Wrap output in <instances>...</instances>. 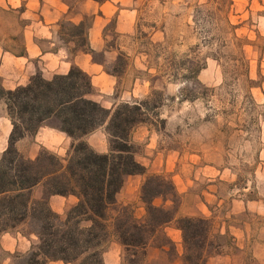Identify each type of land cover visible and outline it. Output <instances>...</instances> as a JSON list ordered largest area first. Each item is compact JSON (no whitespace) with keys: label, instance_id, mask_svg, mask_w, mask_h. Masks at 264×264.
<instances>
[{"label":"rangeland","instance_id":"rangeland-1","mask_svg":"<svg viewBox=\"0 0 264 264\" xmlns=\"http://www.w3.org/2000/svg\"><path fill=\"white\" fill-rule=\"evenodd\" d=\"M128 8L136 11L133 31L121 34L113 21L104 37L121 58L114 66L120 72L116 95L123 99L118 105L162 103L154 125H140L132 135L149 166L143 183L163 176L176 188V199L154 205L174 210L177 219L211 222L216 251L208 264H264V0H135ZM10 15L0 9L2 36L13 24L22 28ZM66 32L59 28L61 36ZM4 42L16 53L23 49L20 38ZM136 79L134 99L129 94ZM45 124L56 128L54 121ZM127 200L141 220L145 209L133 187L116 210ZM243 225L250 239L238 240L231 233L238 236ZM17 255L0 250V264H12Z\"/></svg>","mask_w":264,"mask_h":264},{"label":"trees","instance_id":"trees-1","mask_svg":"<svg viewBox=\"0 0 264 264\" xmlns=\"http://www.w3.org/2000/svg\"><path fill=\"white\" fill-rule=\"evenodd\" d=\"M103 4L109 0H91ZM220 6V2H214ZM61 41L95 56L88 42L86 24L62 22ZM121 58L117 59L119 66ZM115 67L112 75L118 77ZM193 92V91H191ZM93 93L91 78L77 67L51 81L35 75L25 87L7 91L0 86V101L6 106L12 130L0 160V234L26 226L37 237L27 255L13 257L12 264H105L104 248L114 236L123 246V264H145L147 251L154 247L178 259L174 242L166 228L175 224L182 233V264H208L216 251L212 224L201 218L177 219V213L154 205L157 199L177 198L175 185L163 176H149L141 188L145 216L138 220L132 206L116 210L117 196L127 177L146 176L136 160L132 135L140 125H154L161 102L149 99L124 103L113 110L88 99ZM160 96V93L153 94ZM187 100H194L189 98ZM49 121L73 144L66 160L41 150L35 160L23 157L17 144L35 136ZM106 126L109 153H96L84 138ZM48 197H75L78 203L62 219L47 199L32 197L36 187ZM115 210V216H111Z\"/></svg>","mask_w":264,"mask_h":264},{"label":"crops","instance_id":"crops-1","mask_svg":"<svg viewBox=\"0 0 264 264\" xmlns=\"http://www.w3.org/2000/svg\"><path fill=\"white\" fill-rule=\"evenodd\" d=\"M134 2L135 0H109L99 4L91 0H3V4L0 3L3 14L16 16L17 20L22 23V28L18 29V25L13 24L15 29L10 30L9 35L2 36L0 34V86L7 91H12L18 87L27 86L37 74H41L45 80L51 81L56 76L67 75L72 67H77L91 78L93 93L88 96V99L100 104L106 110H113L123 99L116 95L118 78L113 76L112 72L107 71L108 68L113 69L116 65L117 53L107 46L104 37L105 30L109 24L116 21L118 32L121 34L131 33L136 23V11L128 7H132ZM89 18H91V22L87 26L89 47L95 55L102 56L103 59L100 62L95 60V56L83 51L73 55L70 48L73 45H65L59 34V24L62 22L66 21L78 26L86 24ZM19 38L23 41V49L19 53L14 52L11 47H7L4 42L8 40L14 43ZM139 83H141L140 80L136 79L134 88L129 94L131 98L137 97L135 89ZM0 104L2 105L1 118L3 120V128L0 127L1 160L8 146L12 126L4 102L0 101ZM146 131L149 132V129ZM84 141L98 154L107 155L109 153L106 126L86 136ZM72 144L73 141L57 128L48 127L45 124L35 136L20 141L17 144V149L26 159L35 160L43 149L59 157H64L69 153ZM136 160L146 169L149 168L145 159H140L139 154L136 155ZM143 181L140 176L127 177L123 190L117 196V205H120L121 196L129 192L131 187L137 196V203L140 202ZM32 197L37 201L47 199L51 209L62 219H65L69 210L78 203L77 198L72 196L66 198L48 197L41 186L32 191ZM129 203H131L130 200H127L123 205L127 206ZM142 215L141 219L145 214ZM185 216L183 215V217ZM245 226L243 225L241 230H237L238 236H234L235 234L230 232L231 235L237 237L238 240L250 239L249 230ZM23 227L28 229L26 226ZM21 228L0 234V250L9 256L27 255L37 244V237L29 231L22 232ZM166 230L168 237L177 248L178 260L172 262L166 251L150 247L147 251L145 264H178L180 262L183 254L182 233L177 228L167 227ZM173 235L176 236V239ZM220 235L223 239L229 236L227 232ZM112 238L109 247L106 245L104 248V263L123 264V246L114 236ZM180 245L182 246L181 250Z\"/></svg>","mask_w":264,"mask_h":264}]
</instances>
